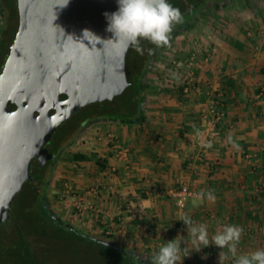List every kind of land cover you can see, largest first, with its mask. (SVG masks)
Listing matches in <instances>:
<instances>
[{"label":"crops","instance_id":"0c3cea01","mask_svg":"<svg viewBox=\"0 0 264 264\" xmlns=\"http://www.w3.org/2000/svg\"><path fill=\"white\" fill-rule=\"evenodd\" d=\"M244 39L234 30L223 43L210 41L207 70L197 71L201 92L195 89L181 100L175 92L157 95L145 119L133 128H92L95 134L116 135L130 153L131 168L128 174L123 168L117 169L119 175L100 173L85 188L76 187L87 199L86 234L120 247L141 246V253L151 259L178 235L184 238L182 249L199 245L179 220L188 215L197 226H206L209 239L227 224L243 227L237 257L264 249V48L249 47ZM208 86L217 97L225 95L218 98L225 114L216 128L219 137L207 131L197 136L205 127L201 109ZM106 158L113 163V157ZM97 184L99 194L86 195ZM181 184L199 194L211 191L215 199L200 196L179 212L165 192ZM220 252L209 244L193 249L180 264H220ZM224 254L222 264H233L227 248Z\"/></svg>","mask_w":264,"mask_h":264},{"label":"water","instance_id":"95a60500","mask_svg":"<svg viewBox=\"0 0 264 264\" xmlns=\"http://www.w3.org/2000/svg\"><path fill=\"white\" fill-rule=\"evenodd\" d=\"M16 1L18 29L0 73V225L33 180L32 162L43 168L57 159L46 148L55 131L129 85L130 48L106 31L104 13L115 12L117 0Z\"/></svg>","mask_w":264,"mask_h":264},{"label":"rangeland","instance_id":"374dc122","mask_svg":"<svg viewBox=\"0 0 264 264\" xmlns=\"http://www.w3.org/2000/svg\"><path fill=\"white\" fill-rule=\"evenodd\" d=\"M210 1L206 2L210 3ZM2 12L8 16L7 11ZM234 30L244 35L245 45L263 49L264 0H233V4L221 12L211 13L207 8L204 9L189 31L178 35L172 43L159 50L153 62L152 77L154 78L152 79H160L157 83L162 90H169V92L176 90L174 82L185 78V63L191 54H195L196 90L201 92L202 84L199 82L197 71L207 70L204 62L209 55L205 48L208 49L211 42L213 44L218 40L221 42L228 40L229 33ZM10 31L12 35L13 33L15 35L16 28L12 27ZM147 42L142 41V47ZM139 56L140 54L130 48L127 59L132 58L135 62ZM177 58L179 59L177 62H180V65L183 64L181 71L178 69L180 65L175 68L168 66ZM4 63L0 65V73ZM207 88L204 94L209 90L213 91L212 88L209 89V86ZM156 96V94L148 95V107L152 106L153 98ZM88 111L89 107L79 110L55 131L49 145L54 147L53 152L57 159L48 162L44 168L31 170L32 176L36 177L37 181L26 183L15 197L10 218L0 225V264H139V261L131 256L101 246L95 241L80 238L70 230L56 228L48 210L45 209V205L51 206L61 222L78 228L84 234L88 233L87 223L90 217L87 218L86 213L81 214L73 210L71 206L69 207L73 202L70 198L65 204L59 197L64 182L68 181L74 188H85L100 173L93 161L80 166L73 161L72 157L75 154L84 153L89 157L96 154L112 158L113 144L121 147L123 144L118 139H114L113 144L109 143V137L105 134H95L92 128H133L135 126L119 122L109 126L107 122H100L81 132L79 129L83 127H75V124L86 116ZM44 195L46 201L43 200ZM98 218L94 216L93 221L101 225ZM17 220L21 222L20 225L17 224ZM97 234L102 235L99 232ZM121 247L134 254L140 252L138 254L144 255L141 253V246L122 244ZM144 258L150 259L148 256Z\"/></svg>","mask_w":264,"mask_h":264},{"label":"trees","instance_id":"16d2710c","mask_svg":"<svg viewBox=\"0 0 264 264\" xmlns=\"http://www.w3.org/2000/svg\"><path fill=\"white\" fill-rule=\"evenodd\" d=\"M208 0H169V2L180 9L184 22L182 24L176 25L174 27L173 32L171 33L170 43L174 41V39L183 34L184 32L189 31L192 28L193 23L198 20V17L201 15L202 11L207 8L209 12H221L224 8H229L233 4V0H211L210 3L206 2ZM211 5V6H210ZM0 65L4 63L6 56L9 53V47L13 42L15 37L14 33L11 34L13 28H16V32L18 29V10H17V1L16 0H0ZM7 11L8 16L2 11ZM12 35V36H11ZM11 36V37H10ZM166 46L156 47L152 45L150 42H147L143 47L145 49L144 54L140 55L135 62L132 61V58L127 59L126 57V73L128 80V87L126 90L118 97L114 98L113 101H104L101 103H94L88 105L89 111L86 116L81 118L78 123L75 124V127H83L79 130L84 132L85 129L90 127L95 123L100 122H119L122 124L135 125L141 124L142 121L146 117V111L148 109V95L156 94V95H164L165 92H169V90H162L161 86L157 83L160 79H152V70H153V62L156 60L159 50L164 49ZM148 49H152V53L149 54ZM130 50V49H129ZM129 53V51H128ZM188 55V52H186ZM190 54V53H189ZM128 56V54H127ZM179 59L174 62H171L168 66L170 68H175L180 65V62H177ZM183 68V64L178 68L180 71ZM183 70V69H182ZM167 77V76H165ZM168 78V77H167ZM159 79V80H158ZM165 79V78H164ZM176 90H170L171 93L177 95L178 100H181L186 93L184 89L189 86V83L186 79L179 80V82L175 81ZM207 91V90H206ZM169 92V93H170ZM217 94V93H216ZM224 99V93H223ZM214 98H217L215 95ZM223 100L219 102V105H223ZM224 112V109L222 108ZM225 116V114H224ZM223 117L222 120H224ZM86 126V128H84ZM72 127V126H70ZM79 131V132H80ZM77 138V137H76ZM51 143V142H49ZM50 146V145H49ZM55 146V145H54ZM113 157V156H112ZM73 161L80 166H84L87 162L93 161L98 167L99 173H107V174H115L119 175L120 171H112L113 163L109 164L108 159L105 156H100L94 154L92 157L84 153L75 154L72 157ZM114 160V158H113ZM39 168L37 163L31 164V170ZM32 175V174H31ZM37 181L36 177H33L32 181ZM28 183V182H27ZM43 200L46 201L45 195L43 196ZM43 221V220H42ZM18 222V220H17ZM76 231L73 232L76 236L84 239H89V234H86V237H83L78 234ZM83 233V232H82ZM93 241V240H90ZM98 243L97 241H95ZM109 243L110 245L116 247H110L107 245H103L98 243L101 246L111 248L120 252L121 254H125L133 257L136 261H139V264H151V259L138 257L136 254H133L127 250H124L120 246H117L113 243ZM150 261V262H149Z\"/></svg>","mask_w":264,"mask_h":264},{"label":"clouds","instance_id":"9594fccd","mask_svg":"<svg viewBox=\"0 0 264 264\" xmlns=\"http://www.w3.org/2000/svg\"><path fill=\"white\" fill-rule=\"evenodd\" d=\"M117 4L118 8L115 12L104 13L107 21L106 31L113 33L116 42L121 43L125 50L132 48L140 55H143L145 51L142 41L146 40L156 47L168 46L174 27L184 22L180 9L173 6L169 0H117ZM148 52L151 54L152 49H148ZM199 195L201 197L207 195L209 199H215L211 191L207 194L201 192ZM179 220L187 226L188 237L194 243L199 241V245L191 249L185 246L182 249L181 241L184 238L178 235L159 248V251L151 258V264H180L182 258L189 256L193 249L200 251L202 247H207L209 244L221 249L220 264L225 258V248L232 253L233 264H264V249L250 255L238 257L235 255V249L244 232L243 227L227 224L221 232L209 239L205 225L197 226L188 215L182 216Z\"/></svg>","mask_w":264,"mask_h":264},{"label":"built area","instance_id":"2783aa9c","mask_svg":"<svg viewBox=\"0 0 264 264\" xmlns=\"http://www.w3.org/2000/svg\"><path fill=\"white\" fill-rule=\"evenodd\" d=\"M185 78L189 86L184 89V92L186 94L190 93L193 89H196L197 82L195 78V54H191L189 58L187 59L185 63ZM199 83V82H198ZM215 92L213 91H207L205 93L206 96V103L204 107L201 109V115L202 119L205 122L204 129L199 130L197 133V136L205 135L204 133L210 132L212 137H219L220 133L217 131V125L218 123L223 119L224 112L218 108L219 105V99L222 97L221 95H218L217 98L215 97ZM113 136H109V140L111 144H113ZM113 158L114 161L117 163V165L112 167V171L115 172L118 168H123L125 173L128 174L130 172L131 168V156L127 149L117 146L113 144ZM63 189L61 190L60 194V201L62 203H65L68 201V198H70L73 202L69 205L71 206L73 210H76V212L83 213V211L86 209L83 204L87 201L86 197L80 195V193L77 192L76 188L73 187L71 183L64 182ZM101 189V185L97 184L96 187L91 188L88 190L86 195L89 196H97L99 194V191ZM165 194L173 201V204L177 208L179 212H183L184 208L189 200H194L200 198L199 193L192 190L187 184H181L180 186L170 189L165 192ZM68 203V202H67ZM91 207V206H90ZM68 208V206H67Z\"/></svg>","mask_w":264,"mask_h":264},{"label":"flooded vegetation","instance_id":"af4514ba","mask_svg":"<svg viewBox=\"0 0 264 264\" xmlns=\"http://www.w3.org/2000/svg\"><path fill=\"white\" fill-rule=\"evenodd\" d=\"M46 148L49 150V152H51V153H53V154H55V152H53V148H52V146L50 147L49 146V143L46 145ZM56 155V154H55ZM33 163H37L36 161H33L32 162V164ZM38 164V163H37ZM44 168V167H43ZM45 209L46 210H48V213H49V215H50V219L52 220V223H53V225L56 227V228H58V229H62V230H68V229H75L76 231H81V230H79L78 228H75L74 226H71V225H67V224H65V223H63V222H61L60 220H59V217H58V215L54 212V210L51 208V206H49V205H45ZM9 218H10V215H9ZM20 221H18L17 222V224H19L20 225ZM43 223H45V222H43ZM72 232V231H71ZM82 232V231H81ZM84 233V232H83ZM86 234V233H85ZM90 237V236H89Z\"/></svg>","mask_w":264,"mask_h":264}]
</instances>
